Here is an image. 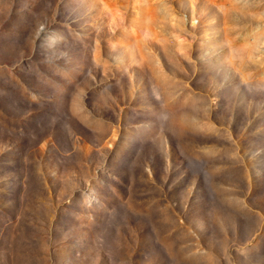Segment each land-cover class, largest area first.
<instances>
[{
  "label": "clouds",
  "instance_id": "clouds-1",
  "mask_svg": "<svg viewBox=\"0 0 264 264\" xmlns=\"http://www.w3.org/2000/svg\"><path fill=\"white\" fill-rule=\"evenodd\" d=\"M208 6L222 15L229 11L246 14L259 26L246 25L249 31L242 38L234 27L221 28L212 33L214 42H209L208 34L202 37L200 33V18L205 13L197 14L195 3L187 19L171 5L164 6L167 15L158 23L169 32L158 42L173 46L179 66L178 72H167L174 85L169 92L158 86L156 73L146 70L145 64L161 61L149 53L133 58L127 66L115 55H102L109 69L103 75L104 87L96 86L93 71L98 68L96 50H102V34L114 35L129 10L137 7L147 10V23L151 24L160 8L157 0L148 4L91 0L74 16L72 25L66 26L67 37L55 31L60 15L57 5L19 39L3 81L28 105L43 108L63 103L60 113L53 107L48 121L52 134L42 137L40 144L47 151L59 129L66 147L59 153L63 168L45 171L43 165L37 168L33 164L29 154L21 157L24 175L17 210L0 215V264H104L105 259L109 264H179L174 249L153 238L146 248L138 238L115 241L118 254L110 256L105 251L108 236L103 229L88 237L83 250L70 256L61 254L57 220L65 206L78 202L81 215L93 224L98 215L111 219L116 214L105 197L110 179L121 183L114 171L116 164L146 185L152 202L166 207L185 233V260L191 264H264V0L242 5V9H253L246 13L236 4L209 0ZM89 21L94 35L85 44L86 64L73 74L61 67L65 53L51 38L56 36L57 44L79 39ZM141 36L155 38L150 29ZM116 47L112 45L113 52ZM9 67L14 81H7ZM21 74L31 75L35 83L30 85ZM116 74L120 79L114 87L111 81ZM90 93L94 94L91 101ZM77 96L89 121L81 120L72 109ZM101 104L105 108L98 110ZM126 116L137 132L134 143L125 139ZM10 151L0 145V156ZM82 167H87V174ZM37 177L47 189L42 204L49 209L47 220L27 203L29 182ZM85 193H94V198L86 199ZM119 199L125 206L129 194H121ZM220 208L227 209V215L219 214ZM237 218L244 224L243 239L235 238ZM125 229L137 232L135 224H120L115 231L119 234Z\"/></svg>",
  "mask_w": 264,
  "mask_h": 264
},
{
  "label": "rangeland",
  "instance_id": "rangeland-1",
  "mask_svg": "<svg viewBox=\"0 0 264 264\" xmlns=\"http://www.w3.org/2000/svg\"><path fill=\"white\" fill-rule=\"evenodd\" d=\"M115 2L118 4H148L152 3L153 0H115ZM257 2L258 0H212V3L215 4H236L237 8L244 13L253 9H242V5H251ZM90 3L91 0H0V91L3 92L0 94V145L11 148L10 152L0 156V215L12 214L17 210L15 205L18 204L19 185L24 175L20 166L21 157L24 154H29L33 164L37 168L43 165L45 171H48L50 167L63 168L64 165L59 158V153L66 147L65 137L59 129L55 134V143L50 145L47 151L40 144L42 137L52 134V128L48 121L53 107L57 113H60L63 111V103L58 101L54 106L45 104L43 108L26 104L15 88L3 81L5 80L4 72L14 58L19 39L31 31L33 25L43 14L50 16L52 9L59 5L60 15L55 31L67 37L69 29L66 26L72 25L74 16H79L85 6ZM157 3L160 8L159 11L155 12V19L151 24L147 23V10L144 7H137L129 10L123 24L118 27L114 35L107 32L102 34L103 53L100 48H97L96 64L98 68L93 70L97 76V87L105 86L106 82L103 75L109 71L102 55H115L122 59L127 66L133 58H139L142 54L149 53L154 57H160L161 61L155 65L145 64L146 70L157 74V84L163 91L169 92L174 88L167 74V72H178L179 68L173 53V46L158 42L168 37L169 29L167 26L161 29L158 23L161 17L167 15L164 7L166 5H171L177 13H182L187 19L191 17L193 12L191 5L195 3L196 13L199 14L201 11L205 13L200 18V33L202 37L204 34H208L209 42H214L212 33L221 28L227 31L228 28L234 27L239 31L242 38L249 31V27H245L246 25L251 28L259 26V22L251 21L246 14L241 15L237 11H229L226 15L220 14L215 7L208 6L209 0H157ZM209 21L213 22L209 23ZM149 29L155 34V38H142L141 34ZM72 30H77L75 25H73ZM82 33L79 39H66L62 44L56 43V36L51 38L57 49L65 53L64 58L60 61L61 67L73 74H76L86 64L84 58L85 44H89L94 35V27L91 26L90 21L84 25ZM113 44L117 46L115 52L112 49ZM179 50L177 48V51ZM37 55H39V50ZM238 67L243 70L244 66L238 62ZM17 72L20 74L19 69ZM21 75L30 85L35 83L31 75ZM14 79L9 67L7 81H14ZM119 79V74H116L112 79L111 83L114 87ZM16 83L18 84V81ZM116 90L119 92L118 88ZM93 99L94 94L90 93L89 100ZM71 103L73 111L81 120L89 121L91 119L89 114L82 109L79 96L74 97ZM104 108L105 105L103 104L98 106V110ZM81 131L83 132V129ZM125 139L129 143H134L137 139L135 126L127 116ZM80 170L87 174V167H82ZM114 171L120 176L121 183H116L110 179L109 186L105 189V197L110 207L116 209V214L111 219L107 216L98 215L96 223L93 224L81 215L82 210L78 207V202L71 206H65L57 220L60 229L57 236L62 237L61 254L70 256L74 251L83 250L88 237L98 229H103L108 236L105 251L110 256L118 254L115 241L128 240L131 242L138 238L141 241V246L146 248L150 246L151 238H153L174 249L179 264H191L190 260L184 259L187 255L185 233L179 229L169 215L167 208L153 203L148 194L147 186L128 174L122 166L116 164ZM176 190L174 188V191ZM52 191L55 193L56 187H53ZM46 194L47 189L41 178L37 177L30 180L27 197L28 206L36 209V215L45 220L50 214L48 208L42 207ZM121 194H129V200L125 206H122L119 199ZM94 195V193H85V198L93 199ZM218 212L227 215L228 210L220 208ZM120 224H135L137 232L125 229L117 234L115 228ZM244 236L243 221L237 218L235 238L243 239ZM21 243L23 246V241ZM110 245L112 246L108 247ZM65 264H83V262L65 261ZM104 264H109L108 259H105Z\"/></svg>",
  "mask_w": 264,
  "mask_h": 264
}]
</instances>
